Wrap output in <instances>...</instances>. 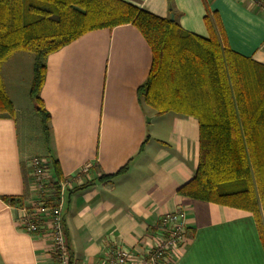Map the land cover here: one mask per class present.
I'll return each instance as SVG.
<instances>
[{"label":"crops","instance_id":"1","mask_svg":"<svg viewBox=\"0 0 264 264\" xmlns=\"http://www.w3.org/2000/svg\"><path fill=\"white\" fill-rule=\"evenodd\" d=\"M121 1L162 19L172 14L180 29L204 39L208 23L219 27L231 51L264 66V12L248 0ZM26 54L0 67L14 110L0 114V264L49 263L47 240L18 223L20 208L33 199L28 164L36 157L55 162L63 178L87 168L62 197L73 264H100L114 244L131 252L148 247L159 219L176 210L184 214L187 242L173 264H264L252 214L177 195L198 165L199 125L190 116L157 115L143 103L152 52L135 27L94 30L48 55L39 92L48 143L29 96L31 80L18 85L23 71L32 74Z\"/></svg>","mask_w":264,"mask_h":264},{"label":"trees","instance_id":"2","mask_svg":"<svg viewBox=\"0 0 264 264\" xmlns=\"http://www.w3.org/2000/svg\"><path fill=\"white\" fill-rule=\"evenodd\" d=\"M126 24L152 52L143 103L157 115L190 116L199 125L198 165L177 195L249 212L264 239V66L231 51L219 27L208 23L204 39L121 0H0V67L17 52L31 55L29 96L48 143V114L39 98L46 58L88 32ZM0 114L14 115L1 81ZM49 166L47 200L54 206L64 178L55 162Z\"/></svg>","mask_w":264,"mask_h":264},{"label":"built area","instance_id":"3","mask_svg":"<svg viewBox=\"0 0 264 264\" xmlns=\"http://www.w3.org/2000/svg\"><path fill=\"white\" fill-rule=\"evenodd\" d=\"M264 12V0H248ZM29 190L33 197L28 205L20 208L19 226L28 234H40L47 240L45 256L47 264H69L70 256L62 231V197L64 192L80 185L87 175L83 167L75 177H65L59 184L54 206L49 205L47 184L52 179L49 162L33 158L28 164ZM154 240L148 247L136 252L112 245L100 264H173L187 242V228L182 210L166 214L158 221ZM72 262V259H71Z\"/></svg>","mask_w":264,"mask_h":264},{"label":"rangeland","instance_id":"4","mask_svg":"<svg viewBox=\"0 0 264 264\" xmlns=\"http://www.w3.org/2000/svg\"><path fill=\"white\" fill-rule=\"evenodd\" d=\"M26 55H27L26 57H29V59H31L30 58L31 57L30 54H26ZM27 63H28V61H27ZM28 66H30V64L27 65V68H28ZM23 67H26V64H24ZM22 73H23L22 81H19V83H20V84L18 83L19 86L22 85V84H24L26 80H29V83H30V80L32 78L31 71H29V72L27 71V75L26 74L24 75V73H25L24 71Z\"/></svg>","mask_w":264,"mask_h":264},{"label":"water","instance_id":"5","mask_svg":"<svg viewBox=\"0 0 264 264\" xmlns=\"http://www.w3.org/2000/svg\"><path fill=\"white\" fill-rule=\"evenodd\" d=\"M169 21L173 22L174 21V17L173 15L171 14L170 17H169Z\"/></svg>","mask_w":264,"mask_h":264}]
</instances>
